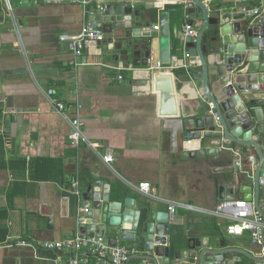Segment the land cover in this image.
I'll use <instances>...</instances> for the list:
<instances>
[{
  "label": "crops",
  "instance_id": "crops-1",
  "mask_svg": "<svg viewBox=\"0 0 264 264\" xmlns=\"http://www.w3.org/2000/svg\"><path fill=\"white\" fill-rule=\"evenodd\" d=\"M205 2L249 7L263 0ZM133 3L151 21L150 35L143 32L137 39L150 40L152 68L160 49V31L154 26L162 12L170 13L173 61L166 69L176 75L178 104L185 115L208 107L210 102L186 73L188 66L181 67L187 63L178 58L188 50L187 1ZM116 4L114 0H0V264H56L57 252L43 243L83 233L82 194L98 179L111 185L112 200L131 196L140 206L151 201L168 211L170 203L180 204L172 214L175 226L190 236L207 230L239 250L258 251L260 245L250 233L228 234L229 220L212 213L222 201L219 185L232 187L233 200L243 195L238 184L229 183L240 170L235 166L238 155L182 158L174 152L172 132L159 114L160 94L139 80L148 71L105 62L87 53L86 47L76 59L62 40V35L78 34L88 24V8ZM247 14L253 18L251 11ZM255 95L264 96V91ZM54 98L65 103V115L56 111ZM76 114L83 121L84 138L74 144L69 118ZM110 154L113 161L108 163L105 157ZM222 165H233L234 171H220ZM142 182L151 184L150 194L140 190ZM120 244L131 248L132 242Z\"/></svg>",
  "mask_w": 264,
  "mask_h": 264
},
{
  "label": "water",
  "instance_id": "water-1",
  "mask_svg": "<svg viewBox=\"0 0 264 264\" xmlns=\"http://www.w3.org/2000/svg\"><path fill=\"white\" fill-rule=\"evenodd\" d=\"M114 1L118 4L87 9L88 23L106 37L92 40L86 52L134 72L148 71L139 80L160 94L159 114L172 132L174 152L182 158L236 157L240 152L243 166L229 183L239 185L243 193L239 199L247 200L264 219V96L255 95L264 91V20L249 18L247 12L255 6L158 0L187 1L185 26H199L195 35L185 38L188 50L178 58L187 63V75L210 103L194 115H185L176 96V75L166 69L173 61L170 13L160 15L159 61L152 68L150 40L137 39L143 32L150 35L151 21L145 11L135 8L136 0ZM220 168L234 171L233 165ZM219 192L222 200L234 198V190L225 184L219 185ZM82 203L87 209L80 222L83 233L101 235L111 245L132 242L134 251L127 264H264L262 246L256 252L239 250L207 230L190 236L175 226L170 211L157 209L151 201L140 206L131 196L112 200L111 185L100 179L83 192Z\"/></svg>",
  "mask_w": 264,
  "mask_h": 264
},
{
  "label": "built area",
  "instance_id": "built-area-1",
  "mask_svg": "<svg viewBox=\"0 0 264 264\" xmlns=\"http://www.w3.org/2000/svg\"><path fill=\"white\" fill-rule=\"evenodd\" d=\"M9 1V0H8ZM51 2H62L65 0H47ZM77 1V0H71ZM84 3L87 0H82ZM254 19L264 20V0L261 5L255 6L251 10ZM154 28L158 29L159 26L155 25ZM197 30L195 26L186 25L184 27V34L195 35ZM63 41H67L70 50L79 59L84 53V49L92 40L103 41L105 40V33L103 30L91 26L89 23L84 25L81 31L75 35H62ZM153 57L150 59V61ZM77 65L80 64L78 60L75 61ZM188 65L183 63L182 68ZM119 75V78H122ZM54 93L50 90V95ZM56 111L65 115V103L52 99ZM213 106V104H211ZM82 105H78L77 109H81ZM67 117V116H66ZM72 132L70 139L72 143H79L83 138V121L80 115L76 114L75 117L69 118ZM239 160L235 162V166L242 168L243 160L240 152L236 151ZM250 159H253L251 156ZM105 161L111 163L113 155H107ZM74 186L77 188L79 182L76 181ZM140 190L146 194L151 193V184L149 182H142L138 185ZM180 204L172 202L169 204V211L174 214ZM185 206V205H184ZM192 208V206H190ZM87 211V209H85ZM213 214L219 217H224L229 220L226 231L230 235H243L245 232L250 233L251 239L254 243L264 248V219L257 210L251 207V204L244 199L233 200L225 199L218 203L217 207L212 211ZM82 220V219H81ZM23 244L25 243L22 242ZM43 247L57 252L56 264H127L128 257L134 249L126 245H111L108 240L101 236H89L78 232L74 237L62 241H48L43 243Z\"/></svg>",
  "mask_w": 264,
  "mask_h": 264
},
{
  "label": "trees",
  "instance_id": "trees-1",
  "mask_svg": "<svg viewBox=\"0 0 264 264\" xmlns=\"http://www.w3.org/2000/svg\"><path fill=\"white\" fill-rule=\"evenodd\" d=\"M171 7H172V6H168L167 8H171ZM182 7H183V6H181V5H179V6H178V8H180V9H181V11L183 10V8H182ZM180 9H179V10H180Z\"/></svg>",
  "mask_w": 264,
  "mask_h": 264
}]
</instances>
